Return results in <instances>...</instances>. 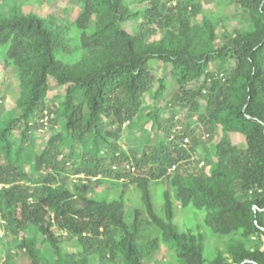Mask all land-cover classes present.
<instances>
[{"label":"trees","instance_id":"16d2710c","mask_svg":"<svg viewBox=\"0 0 264 264\" xmlns=\"http://www.w3.org/2000/svg\"><path fill=\"white\" fill-rule=\"evenodd\" d=\"M73 1L81 14L69 24L19 4L0 12V66L18 69L21 89L18 111L0 122V212L14 234L25 233L20 244L32 264H93L95 255L145 264L163 247L170 259L155 264H264V0H217L238 3L250 26L222 33L217 17L198 21L203 6L195 0ZM155 60L169 66L172 83L156 76ZM51 79L63 88L53 107ZM147 94L165 104L147 107L157 143L140 123ZM184 107L196 125L173 133ZM46 117L53 133L39 151ZM201 123L210 133L221 127L223 140L209 146L197 137ZM126 129L147 134L142 154L123 149ZM231 134L244 136V147ZM199 146L207 166L193 168ZM70 166L84 176L72 186ZM109 179L135 185L142 206L107 196ZM158 181L168 183L161 206ZM178 205L205 214L199 228L234 236L227 250L211 256L202 233L182 231ZM150 229L159 235L151 238ZM73 239L80 253L64 251Z\"/></svg>","mask_w":264,"mask_h":264},{"label":"rangeland","instance_id":"374dc122","mask_svg":"<svg viewBox=\"0 0 264 264\" xmlns=\"http://www.w3.org/2000/svg\"><path fill=\"white\" fill-rule=\"evenodd\" d=\"M180 0H174L173 5H176ZM182 1V0H181ZM197 2L202 3L203 6V14L198 16V21H201L205 15H213L219 20L218 31L222 33L225 28L233 31L236 28H250L248 22L242 19V10L239 7L238 3H232L225 5L223 7L220 5V2L217 0H195ZM194 2V1H193ZM19 4L21 5L22 10L28 13H35L41 15L42 17L51 18L53 22L58 24H69L73 23L81 14V8L77 3L73 0H0V12H4L5 14H9L13 5ZM215 19V18H214ZM163 33L158 31L154 36L153 40L161 39ZM221 43V41H218ZM152 68L155 71L157 77H164L168 79L170 83H172V74L170 72L169 66H167L164 62L161 61H153L151 62ZM215 70V66L211 65ZM1 71V79H0V122L14 113L18 111L17 99L20 96V80L18 75V69L16 67H9L6 70L4 67L0 66ZM157 84L155 83L154 88H157ZM177 87L174 88L176 91ZM63 92V88L58 84V82L54 79L50 80L49 83V91L47 96L48 106L53 107L57 103H59L61 99V93ZM173 94V90L170 91V95ZM156 105L159 108L165 106L164 102L161 101L156 103L152 99L151 94L146 95V110L144 112V118L140 121V123L144 126L148 133L152 135V143H157L158 136L157 131L155 129V124L153 123L151 117L149 116V110L147 107L149 105ZM170 113V112H167ZM174 121L178 122L176 128L173 129V133L176 131H180L183 128V125L195 126V121L197 122V116L195 114H191V111L188 107H184L181 111L174 116ZM44 127H41L38 131V135L41 136L38 141V149L43 150L45 147L48 138L52 135L53 131L51 130L52 123L49 117L44 119ZM126 125L124 127L126 128ZM55 129L57 132H61L63 130L61 124H56ZM211 134V135H210ZM147 136V134H145ZM144 136L143 131H129L125 130L124 136L122 140H120V144L123 149L126 151H136L137 154H142L145 146H146V138ZM196 136L202 139L209 146L212 144H217L221 140H223L224 132L221 127L216 129L215 133H210L208 131V126L205 123L199 124L196 130ZM231 141L240 147H244L245 137L240 134H231ZM192 144V139H185V145ZM203 150L200 146L192 153V157L190 160L193 161V168L206 167L204 164V160H201L202 155L204 156ZM104 153V152H102ZM4 159L0 156V164H4ZM123 165L128 166V162H124ZM71 169V182L73 183L80 182L79 177H84L83 175H75L73 174L74 168L70 166ZM210 167L208 168V170ZM173 171V170H172ZM132 172L134 169L132 168ZM113 179V178H112ZM124 180L114 182V180H108L106 184L102 186L101 189H104L106 195L110 198H116L120 196H124L128 201V208H135L142 206V200L140 191L136 188L135 185L125 186L123 184ZM125 183V182H124ZM2 185L0 186V188ZM168 187V183L166 181L155 182L154 190H155V200L158 205L162 204L161 191ZM100 189V190H101ZM179 210L177 216L175 218V224H177L182 231H186L189 229H193L195 232H200L204 235V245L205 250L209 255H214L218 251V249L227 250L229 243L233 241L234 236H220L217 234H213V232L207 226L199 225L204 224L205 214L197 212L194 208L189 207L187 209H183L181 205H178ZM132 212V211H131ZM144 216L147 214L144 212ZM150 220V219H149ZM151 230V229H150ZM152 237L154 238L158 236V230H151ZM25 236L24 232L20 233V236L14 234L10 225L8 224L5 217L0 212V264H32L33 260L31 256L28 254L26 248H21L20 241ZM253 239H258V237H253ZM43 254H46L48 257H51V254L48 253V247L39 244ZM62 247L66 253H80L81 252V244L77 239H73L70 241H66L62 243ZM264 247V242H263ZM172 252L168 250L167 247H163L158 250L154 254V258H146L145 264H155V261L159 263L160 261H169L170 255ZM228 255V253L226 254ZM91 262L93 264H120L117 261L108 260L102 256L95 255L91 258Z\"/></svg>","mask_w":264,"mask_h":264}]
</instances>
